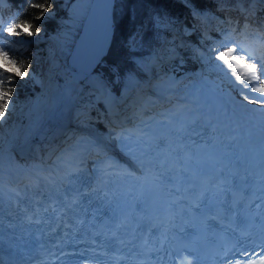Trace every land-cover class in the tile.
Masks as SVG:
<instances>
[{
  "label": "bare ground",
  "instance_id": "1",
  "mask_svg": "<svg viewBox=\"0 0 264 264\" xmlns=\"http://www.w3.org/2000/svg\"><path fill=\"white\" fill-rule=\"evenodd\" d=\"M90 3L91 0H76L70 6L71 18L66 19L68 25L62 32L61 40H58L62 45L67 37H71L72 31L75 30L78 34L79 30H76V27L78 28L80 21L84 19ZM258 8L264 10V3L257 2L251 5L240 3L232 9L225 10L228 20L225 26L230 27L223 32L221 40H224L226 35L236 37L237 43L242 44L247 50L255 55L264 56V46L259 44L264 37V19L258 16ZM193 16L197 17L195 13ZM170 30L169 35L176 36L181 45L187 44L186 38L181 35L182 27L179 26L177 31L174 28ZM211 36L206 38L209 39ZM72 38L74 39L75 36ZM162 46L163 44L160 45L157 53H162ZM165 52L160 55L161 58H150L143 63L145 75L137 77L138 80L132 87L130 83L121 88L120 95L117 94L118 91H113L98 70L94 69L92 73L83 74L71 70L68 65L74 76L71 75L73 78H70L69 86L53 91L45 103L34 101L33 104H28L26 106L27 125H24L23 129L18 130L15 135L8 134L5 147L12 139L17 140L8 148L0 150V171L3 172L0 185L7 186V183L3 182L4 174L22 182L26 175L31 174L33 178L41 174L50 175V169L55 163L64 164L67 161L78 160L85 164L86 159L94 162L95 159H91L94 155H97L96 159H102L100 162L102 165L108 167H132L134 165L132 162L138 164L145 157L142 142L146 132L134 138V120L143 118V114L156 107V103L162 105L163 102L172 100L175 90L181 86L184 87L183 85L185 88L180 91H185L186 95L190 93L196 96L192 108L199 107L219 122L231 116L240 122H246L250 118L253 121L264 116L259 111L247 112L236 107L235 93L221 95L219 89L206 87L209 85L207 80L204 83H193L196 79L198 80L197 76H187L176 83L175 72H173L174 75H169L161 64L164 60L175 57L176 53L172 51L168 54L167 51L165 54ZM85 80L86 82H82ZM81 82L86 85H84L85 92L91 91L98 98L96 104L101 106L103 111L107 110L110 115L105 125L115 131L116 138L122 137L121 141L116 140L120 145L119 150H114V146L108 145L107 137L101 131V127L105 126L94 124L86 105L79 106L82 96L76 99L79 86L75 84ZM248 107L253 106L248 105ZM16 116L14 121L19 123V115ZM9 125L7 121L0 123V129H8Z\"/></svg>",
  "mask_w": 264,
  "mask_h": 264
},
{
  "label": "rangeland",
  "instance_id": "2",
  "mask_svg": "<svg viewBox=\"0 0 264 264\" xmlns=\"http://www.w3.org/2000/svg\"><path fill=\"white\" fill-rule=\"evenodd\" d=\"M57 1H61V5L60 7H67V14L66 16L62 17V18H57L56 13L52 11L51 13V18L53 19H57L58 23L60 24L59 28L56 30L55 33H50V35H48L45 32V29L42 30L41 35L37 38H35L34 40V44L39 45L41 43V48H40V54H38V61H39V67H38V71H31L34 73V75L30 76L29 80L27 81V86H28V97H26L25 99H21L19 101L16 100V106H15V111L12 112L8 118L5 120L7 121L10 125L8 127V129H4L1 130L0 129V149L2 147H4L5 145V141L7 142V136L10 133H14L17 134L18 130H22L24 125H27L28 123V116H27V108L26 106L28 104H33L34 101L37 102L39 101L40 103H45L48 101L50 95L52 94L53 91H55L58 88H62L65 89V87L69 86V84L71 83V77L73 76L69 67H68V59L71 53V50L73 48V45L76 41V37L77 32L72 31L71 37H67L65 39V43L62 45L58 40H61L60 37H62V32L64 31V29L67 27L68 24H66V19L67 18H71V13H70V6L76 1V0H57ZM70 2L67 6L66 3ZM169 0H164L162 2V4L164 3H168ZM233 1V0H231ZM243 3H247L249 5L254 4L259 2V0H255V2H253V0H239ZM250 1V2H249ZM4 2H6V0H4ZM8 2V0H7ZM66 2V3H65ZM208 2H210L209 6H205L210 10V12L206 13L207 10L205 11L204 9H198L196 6L194 5H189L190 3H185L183 1V3H179V5H181V9H183L178 17L176 18L177 23L176 26H174L173 28L177 31V29L180 27L183 28V31L181 33V35L184 36V38H186L187 44L186 45H181V42H178V38L176 36L172 37V35H169V33H171V28L169 27L167 32L164 34V36L162 37V42L161 44H163L162 46V53H164V51H168V54L170 52H175L177 57L172 59L171 62H175L177 59H179V64H184L185 61L184 59H189V57L193 54L192 52L190 53L189 51L191 50V48L193 49V51L199 53V56H196L195 58L197 59L198 63H200V68L194 72H185L182 68H180V66L177 65H171L170 64V59H166L163 61V63H161L163 65V68L165 69V71H168L169 75H174L173 72H179V76L178 78H176L175 80H181L186 78L187 76H197L198 80L196 79L193 83H204L205 80L209 81V85H207L206 87H212V88H217L220 91L221 95H228L230 93H233L231 91H229L226 83H224L222 81V79L217 80L215 77H213V70L210 66H209V62L205 59V57L209 54L207 53V51H203L201 50L199 47H197L195 44L197 42V40H195L192 36V33H190V30L195 29L192 28L188 25H186L185 23L183 24V22H185L186 19H189V21H193L192 19H190V16H193V14L195 13H199V15L203 16V13L207 16H210L212 13V11H214V9L216 8L215 5H219L216 0H206V3L208 4ZM229 1H224V3L226 4L225 7H230V6H235L236 4H238V0L235 3L232 2L228 3ZM182 4H184V6H182ZM260 4V2H259ZM2 5H0L1 8ZM161 6V5H160ZM213 6V7H211ZM214 8V9H213ZM201 11V12H200ZM210 13V15H209ZM178 14V12H177ZM174 18L176 17L173 14H168L167 18L165 17L163 22L166 19H172L170 17ZM198 16V15H197ZM202 19V18H201ZM203 21V20H202ZM206 21V20H205ZM205 21H203V25H205ZM11 22L9 20L5 21V24ZM154 28L156 27H160L162 25V19L161 16L156 15L154 20ZM197 23V22H196ZM83 24V20L80 21V25L78 26V28L76 27V30H81V26ZM183 24V26H182ZM211 27V26H210ZM74 32V33H73ZM192 32V31H191ZM174 34V33H173ZM72 36H75V38L73 39ZM230 36V35H228ZM235 42L236 41V37L230 36ZM225 40V39H224ZM224 40H217L215 43V45H219L220 43H222ZM264 40V38H263ZM141 41L142 39H140V36H137L136 38H134V40H131L132 42V49H134V51L139 52V54L134 53L132 59L134 60V70L128 71L126 74L122 75V73L117 70L116 66L112 65L111 63L108 64L107 60H102L101 63L98 65V67L96 68V70H98L99 74L103 75L104 80L107 82V84L113 89V91H118V87L120 85V83H122L121 87L123 88L124 86H127L128 84H130V86L132 87V85L134 84V82H136L138 80L136 74L142 75V71L141 69L144 71L145 67L143 65V63L147 62L148 59L150 58H161L162 56H160L162 53L158 51H155V49L150 48V50L148 52L145 53L144 56H142L141 53ZM164 42V43H163ZM193 45V46H192ZM262 45L264 46V41L262 42ZM189 46H191L189 48ZM165 52V54H166ZM154 53V54H153ZM136 54V55H135ZM259 57H264L263 55L261 56L260 54H256ZM168 56V55H167ZM193 56V55H192ZM112 67L114 72L116 73V77L115 79H112L111 77H109L108 75V71L107 68L105 67ZM137 69V73L135 72V70ZM141 71V72H140ZM217 72V71H216ZM72 75V76H71ZM74 77V76H73ZM72 77V78H73ZM82 82H86L82 81ZM76 83L75 86H79V91L76 95V99L82 96L81 102L79 104V106H84L86 105L87 109L90 112V116L92 118V121L94 122V124H102L104 126H106L107 128H110L108 125H105V122H107V120L110 118V115L107 113V110L102 109L101 106H99L98 104H96V101L98 98H96V96L94 94L91 93V91L85 92L86 88H84L83 83ZM119 82L118 85H116ZM116 83V84H115ZM124 84V85H123ZM86 86V85H85ZM120 87V88H121ZM216 91V89H215ZM217 92V91H216ZM84 94V95H82ZM118 95H120V91L117 92ZM94 95V96H93ZM217 95V93H216ZM33 102V103H32ZM91 108H90V106ZM16 115H19V123H16L14 121V118ZM21 119V120H20ZM106 128V129H107ZM105 129V127H101V131L106 134L105 137H107L108 140V145H112L114 146V150H119L120 145L117 144L116 140L121 141L122 137L119 136V138H116V134L115 131L111 128L108 129L106 132H104L103 130ZM96 134H98V132H96V130H94ZM99 136V135H98ZM110 138V139H109ZM17 139L15 138V141Z\"/></svg>",
  "mask_w": 264,
  "mask_h": 264
},
{
  "label": "snow or ice",
  "instance_id": "3",
  "mask_svg": "<svg viewBox=\"0 0 264 264\" xmlns=\"http://www.w3.org/2000/svg\"><path fill=\"white\" fill-rule=\"evenodd\" d=\"M3 3L4 0H0V5ZM28 6L34 10L28 17L14 18L6 24L0 20V123L15 111L17 88L23 86L20 82L34 75L30 71L31 62L24 58L20 48L41 35L43 24L37 22L51 18L52 0H29ZM205 59L229 91L235 93L236 107L264 115V57L255 55L226 35L222 43L210 48ZM248 243L256 241L237 238L221 253L219 264H264V233L259 237V251L247 247Z\"/></svg>",
  "mask_w": 264,
  "mask_h": 264
},
{
  "label": "trees",
  "instance_id": "4",
  "mask_svg": "<svg viewBox=\"0 0 264 264\" xmlns=\"http://www.w3.org/2000/svg\"><path fill=\"white\" fill-rule=\"evenodd\" d=\"M9 5L6 8L1 7L0 8V14L1 12H5L6 18L12 21L14 18H26L28 15L34 11L29 8V0H8ZM73 1V0H72ZM164 1V0H162ZM190 3L189 5H194L198 9H204L207 10L206 6H209L210 2L208 4L206 3V0H169L168 3H163L161 0H116L115 5V12H114V26H115V33H114V39L113 43L110 47V50L108 54L105 56V60H107L108 64H112L116 66L117 70H119L122 75L126 74L128 71L134 70V60L132 59L134 53L137 51H134L132 49V42L131 40H134L137 36H140L141 41V55L144 56L146 52L150 50V48L155 49V51H158L161 42L162 37L167 32L168 28H173L176 26L179 13L183 10L181 9V5L179 3ZM224 1H229L228 3L233 4L231 0H216V2L219 4L220 8L223 7ZM237 0H235L236 3ZM66 3V2H65ZM70 2L67 1L66 6ZM234 3V4H235ZM206 4V6H205ZM233 4V5H234ZM61 1L52 0V11L56 13L57 18H62L66 16L67 14V7H60ZM161 5V6H160ZM237 5V4H236ZM184 6V4H182ZM213 7V6H211ZM178 12V14H177ZM168 14H173L176 17L170 19H166L164 22V18H167ZM156 15L161 16L162 19V25L160 27L154 28V18ZM190 19L193 21H189V19L185 20V24L192 27L197 28L195 33H193V38L196 40H200L203 38L202 32H199V28H201V24L203 25L202 17L201 16H190ZM202 18V19H201ZM179 20V17H178ZM197 22V23H196ZM43 24V29H45V32L50 35V33H55L56 30L59 28L60 24L58 23L57 19H47L43 22H37ZM170 34V33H169ZM215 36L221 37V34L214 33ZM206 44H203L202 42H199L200 48L203 49V51H207L212 47L211 41L208 39H205ZM190 47V46H189ZM40 48L41 43L39 45H36L34 43L24 45L20 48V52L23 54L24 58L29 60L31 62L30 71H38L39 67V61H38V54H40ZM210 51V50H209ZM209 51L207 53H209ZM136 54H139L137 52ZM135 54V55H136ZM194 55L190 56L189 59H184V64H179V59H177L174 64L177 66H180V68L184 69L185 71H196L200 67V63H198L196 56H199V53L196 51L193 53ZM200 58V56H199ZM103 59V60H104ZM107 68L108 75L112 79H115L116 73L114 72L113 68L108 66ZM142 75L136 74L137 76H144L145 73L141 69ZM140 71V72H141ZM137 73V69L135 70ZM213 77H215L217 80L222 79L220 75L217 74L216 71H213ZM22 87L17 88L18 97L16 98L17 101L21 99H25L28 97V86L27 81H21L20 82ZM116 84V83H115ZM119 82L116 84L118 85ZM120 83L118 87V91L121 90ZM124 85V84H123ZM121 87V88H120ZM17 117V116H16Z\"/></svg>",
  "mask_w": 264,
  "mask_h": 264
},
{
  "label": "water",
  "instance_id": "5",
  "mask_svg": "<svg viewBox=\"0 0 264 264\" xmlns=\"http://www.w3.org/2000/svg\"><path fill=\"white\" fill-rule=\"evenodd\" d=\"M116 0H91L81 30L71 50V70L89 74L108 54L113 43Z\"/></svg>",
  "mask_w": 264,
  "mask_h": 264
}]
</instances>
